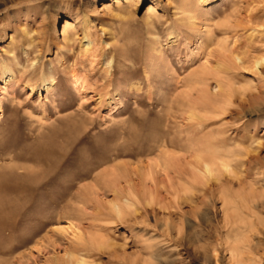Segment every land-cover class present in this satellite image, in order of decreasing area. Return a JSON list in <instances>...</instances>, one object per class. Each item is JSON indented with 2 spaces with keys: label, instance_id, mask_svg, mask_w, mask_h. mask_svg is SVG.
<instances>
[{
  "label": "rangeland",
  "instance_id": "1",
  "mask_svg": "<svg viewBox=\"0 0 264 264\" xmlns=\"http://www.w3.org/2000/svg\"><path fill=\"white\" fill-rule=\"evenodd\" d=\"M0 168V264H264V0H0Z\"/></svg>",
  "mask_w": 264,
  "mask_h": 264
},
{
  "label": "bare ground",
  "instance_id": "2",
  "mask_svg": "<svg viewBox=\"0 0 264 264\" xmlns=\"http://www.w3.org/2000/svg\"><path fill=\"white\" fill-rule=\"evenodd\" d=\"M155 7L154 6H152V5H149V7H148V9H147V12H148V14L149 13H153V12H155ZM68 27H69V23L67 22V21H65L64 22V29L65 30H67L68 29ZM224 47V46H223ZM222 53H224V52H226V51H221ZM233 57L235 58V59H237V60H240V61H243V56L241 55V54H237V53H234L233 54ZM239 62V61H238ZM257 64H260V59H256L255 60V63H254V65L255 66H257ZM256 68V67H255ZM200 69V68H199ZM207 74H209V72H208V69L206 68V67H203V69H200V70H198L197 72H195V74H194V79H195V82H198L199 80L200 81H205V79H204V76H206ZM9 80L10 79H8V77L7 78H4L3 79V82H4V87L8 84V82H9ZM205 92V91H204ZM203 92V93H204ZM204 95V96H203ZM206 94H202V98H201V101L203 102V103H208L207 101H206V96H205ZM164 159H166V161H168V160H170V157L168 156H165V158ZM163 159V160H164ZM198 160H200V158L198 159ZM12 168V167H11ZM18 168V167H17ZM1 169V168H0ZM210 169V165L209 164H206V170L208 171ZM210 171V170H209ZM29 172V171H28ZM34 173V172H33ZM25 175V174H24ZM29 175V174H28ZM40 178H41V176H39ZM47 177V174H46V176H43L42 178H46ZM42 178L40 179V180H37V181H35L34 180V182H33V185H31V186H26V187H22V185L21 186H8V185H6L7 187H8V189H10V190H12V192H15V193H18V192H20V191H28V190H30L31 191V195H30V197H27L26 199H25V201L21 204V209H23L24 207L26 208V207H29V208H31V207H33L34 206V204H35V202H38L39 200H41L42 198H44V194H45V192H42V191H39V190H37V189H39L38 187H40V185H42V183H43V181H42ZM7 179V178H6ZM37 190V191H36ZM46 195V194H45ZM2 201V200H1ZM11 204L12 203H9V202H6V200L3 202H1L0 203V210L1 211H3V212H5V210H7V208L8 207H10L11 208V210H12V207L13 206H11ZM20 207H19V204L17 205V206H15V208L16 209H20ZM24 208V209H25ZM228 215V214H227ZM227 217H229V216H227ZM228 219H231L232 220V218H227L226 219V228L229 230V234H231V232H232V230H233V228H234V223H232V221H230V220H228ZM231 223V224H230ZM239 233V232H238ZM238 245H236V246H229L230 247V249H228V250H230L231 251V253H234V254H236V255H239V261L237 262L238 264H252L254 261H255V257H254V254H255V252L256 253H260V250L262 249L263 250V245H262V242L261 243H254L252 240H250V238H247V239H238ZM227 251V250H226ZM0 252H3V253H5L6 252V250H5V248H1L0 247ZM82 260V259H81ZM80 260V261H81ZM79 261V262H80ZM257 261V260H256Z\"/></svg>",
  "mask_w": 264,
  "mask_h": 264
}]
</instances>
